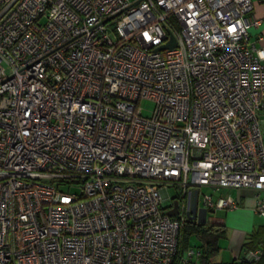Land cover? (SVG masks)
Instances as JSON below:
<instances>
[{
  "label": "built area",
  "instance_id": "obj_1",
  "mask_svg": "<svg viewBox=\"0 0 264 264\" xmlns=\"http://www.w3.org/2000/svg\"><path fill=\"white\" fill-rule=\"evenodd\" d=\"M258 1L0 0V264H176L202 186L264 216Z\"/></svg>",
  "mask_w": 264,
  "mask_h": 264
},
{
  "label": "crops",
  "instance_id": "obj_2",
  "mask_svg": "<svg viewBox=\"0 0 264 264\" xmlns=\"http://www.w3.org/2000/svg\"><path fill=\"white\" fill-rule=\"evenodd\" d=\"M255 15L261 22L250 28V41L256 46H264V2L258 1L254 8ZM262 134L264 139V120H262ZM211 189L216 198L220 195H232L238 203L235 208H218L212 212H219L215 222L225 224L226 236L221 239L220 256L222 261L228 262L237 259L248 247V242L254 232H264V216L254 209L258 201L257 190L250 187L234 188L221 187ZM188 264H199L194 256Z\"/></svg>",
  "mask_w": 264,
  "mask_h": 264
},
{
  "label": "trees",
  "instance_id": "obj_3",
  "mask_svg": "<svg viewBox=\"0 0 264 264\" xmlns=\"http://www.w3.org/2000/svg\"><path fill=\"white\" fill-rule=\"evenodd\" d=\"M225 236L226 227L223 223H201L186 217L180 229V248L176 264L179 263V257L182 256L190 246L196 245L200 250V255L197 257L199 264H264V246L259 259L249 260L245 257V252L247 250L256 248L264 243V232L252 233V238L248 242V247H245L242 255L228 262L222 261L219 258L221 249L220 241Z\"/></svg>",
  "mask_w": 264,
  "mask_h": 264
},
{
  "label": "water",
  "instance_id": "obj_4",
  "mask_svg": "<svg viewBox=\"0 0 264 264\" xmlns=\"http://www.w3.org/2000/svg\"><path fill=\"white\" fill-rule=\"evenodd\" d=\"M176 45V38L173 34H171V39L169 42L158 46V49L161 48H166V47H172ZM170 200L165 199L163 202V206L166 208L170 205ZM168 213L172 215H176L179 212L178 208V200H174V205L172 208H169L167 210ZM187 215L189 219H194L197 220L198 222L201 223H206L207 222V213L208 210L205 206L199 205L198 201V188H194L191 194V200H190V205L189 208L187 209Z\"/></svg>",
  "mask_w": 264,
  "mask_h": 264
},
{
  "label": "rangeland",
  "instance_id": "obj_5",
  "mask_svg": "<svg viewBox=\"0 0 264 264\" xmlns=\"http://www.w3.org/2000/svg\"><path fill=\"white\" fill-rule=\"evenodd\" d=\"M143 103V106L145 107V113H150V109L152 108L153 106V102L151 100H143L142 101ZM65 190H75L74 187H70V186H65L64 187ZM204 191H208V192H211L212 190L209 189V188H206L204 186L201 187V192H204ZM169 192L171 195L175 194L176 193V189L175 187H169ZM219 214V212H212V211H209L207 213V222H215L214 220L217 218V215ZM197 248V245L195 246Z\"/></svg>",
  "mask_w": 264,
  "mask_h": 264
}]
</instances>
